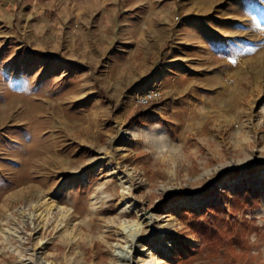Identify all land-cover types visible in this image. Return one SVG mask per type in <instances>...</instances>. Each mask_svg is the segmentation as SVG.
<instances>
[{"label": "rangeland", "instance_id": "rangeland-1", "mask_svg": "<svg viewBox=\"0 0 264 264\" xmlns=\"http://www.w3.org/2000/svg\"><path fill=\"white\" fill-rule=\"evenodd\" d=\"M33 1L5 8L0 0V67L12 77L0 73V264H122L114 251L126 245L119 226L136 222L131 264H224L225 250L192 235L183 210L203 219L232 195L258 202L238 216L257 230L234 245L248 258L236 264H264V0L238 8L246 41L241 65L222 77L228 99L189 126L176 129L166 118L167 134L154 131L149 110L134 100L109 108L83 72L43 69L5 44L22 32L16 14ZM60 6L54 0L45 11L47 24L58 21ZM119 178L130 186L124 196Z\"/></svg>", "mask_w": 264, "mask_h": 264}, {"label": "crops", "instance_id": "crops-1", "mask_svg": "<svg viewBox=\"0 0 264 264\" xmlns=\"http://www.w3.org/2000/svg\"><path fill=\"white\" fill-rule=\"evenodd\" d=\"M2 1L6 8L12 0ZM53 3L22 4L16 14L22 32L5 44L19 45V57H35L43 69L83 72L109 108L122 97L131 108L135 92L156 82L161 98L149 107L137 106L149 110L154 131L167 134L166 118L176 129L189 126L228 99V78L222 77L241 65L246 24L237 12L245 1L61 0L58 21L47 24L43 15ZM2 72L12 80L10 71L0 67Z\"/></svg>", "mask_w": 264, "mask_h": 264}, {"label": "trees", "instance_id": "trees-1", "mask_svg": "<svg viewBox=\"0 0 264 264\" xmlns=\"http://www.w3.org/2000/svg\"><path fill=\"white\" fill-rule=\"evenodd\" d=\"M103 99L113 105L107 97ZM257 207L258 202L255 198L232 195L226 206L221 204L208 206L203 219H198L193 211L183 210V213L191 214L187 228L192 235L199 238L206 248L215 252L223 248L229 256L224 259V264H236L239 259L244 263L248 258L235 253L234 245L246 242L245 236L257 230L254 221L247 219L244 214L240 218L238 216L246 210ZM181 264L190 263L182 260ZM206 264L214 263L209 261Z\"/></svg>", "mask_w": 264, "mask_h": 264}, {"label": "bare ground", "instance_id": "bare-ground-1", "mask_svg": "<svg viewBox=\"0 0 264 264\" xmlns=\"http://www.w3.org/2000/svg\"><path fill=\"white\" fill-rule=\"evenodd\" d=\"M119 182H120V188H121L120 193L122 196H124L130 190V186L127 184V182L125 180H122L121 178H119ZM97 200L98 199L96 198L95 201H97ZM99 203H101V202H99ZM97 205H99V204H97ZM48 214H49V209H45L44 212H41L39 214V217L42 219V221H44V220H46ZM65 216L66 215H63V217H65ZM142 217H145V215H143ZM31 218H34L33 213H31L29 215V219H31ZM145 219L148 220L149 222H151L152 216L145 217ZM119 227L122 230V232L124 233L126 245L123 246L122 248L115 245L114 246L115 256L117 257L118 261L121 262L122 264H131V262L133 260L132 255L134 254L133 253L134 245L137 242L138 237L141 234V228L142 227H140V224L138 222H136V223H122Z\"/></svg>", "mask_w": 264, "mask_h": 264}, {"label": "built area", "instance_id": "built-area-1", "mask_svg": "<svg viewBox=\"0 0 264 264\" xmlns=\"http://www.w3.org/2000/svg\"><path fill=\"white\" fill-rule=\"evenodd\" d=\"M229 83V80H226ZM162 88L156 82H149L142 89L134 94V101L142 107H149L153 102L157 101L162 96Z\"/></svg>", "mask_w": 264, "mask_h": 264}]
</instances>
